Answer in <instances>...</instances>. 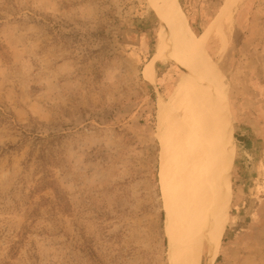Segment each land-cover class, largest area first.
I'll return each mask as SVG.
<instances>
[{
    "label": "rangeland",
    "instance_id": "1",
    "mask_svg": "<svg viewBox=\"0 0 264 264\" xmlns=\"http://www.w3.org/2000/svg\"><path fill=\"white\" fill-rule=\"evenodd\" d=\"M176 5L196 64L229 95L236 159L216 264H258L264 0ZM159 34L149 0H0V264H173L162 190L180 132L162 102L188 123L196 114L168 62L144 79ZM185 264H205L204 248Z\"/></svg>",
    "mask_w": 264,
    "mask_h": 264
},
{
    "label": "bare ground",
    "instance_id": "2",
    "mask_svg": "<svg viewBox=\"0 0 264 264\" xmlns=\"http://www.w3.org/2000/svg\"><path fill=\"white\" fill-rule=\"evenodd\" d=\"M176 2L149 0L160 23V34L158 52L143 71L144 79L154 84L157 63L168 62L179 70L196 114L195 120L188 123L172 106L162 102L180 132L175 167L162 190L165 231L174 253L173 264H185L200 248L205 250V264H216L229 224L236 159L229 95L226 86L214 74L204 75L196 64L186 44L188 29L180 18ZM228 6L229 2L214 28L225 17ZM191 173L196 177L198 200L194 205L190 204ZM182 194L186 206L184 217Z\"/></svg>",
    "mask_w": 264,
    "mask_h": 264
},
{
    "label": "crops",
    "instance_id": "3",
    "mask_svg": "<svg viewBox=\"0 0 264 264\" xmlns=\"http://www.w3.org/2000/svg\"><path fill=\"white\" fill-rule=\"evenodd\" d=\"M232 244H233V247H234V246H237L236 243H234V242H233ZM231 257H232V256L228 254V255L226 256V259H225V261H224V262H225L224 264H232V263H231ZM263 257H264V256H263ZM239 261H240V264H248V263H251L250 258H248V259H246V260H244V258H243V259H240ZM258 264H264V258H262V260L258 261Z\"/></svg>",
    "mask_w": 264,
    "mask_h": 264
},
{
    "label": "trees",
    "instance_id": "4",
    "mask_svg": "<svg viewBox=\"0 0 264 264\" xmlns=\"http://www.w3.org/2000/svg\"><path fill=\"white\" fill-rule=\"evenodd\" d=\"M218 261H219V259L216 262H218Z\"/></svg>",
    "mask_w": 264,
    "mask_h": 264
}]
</instances>
